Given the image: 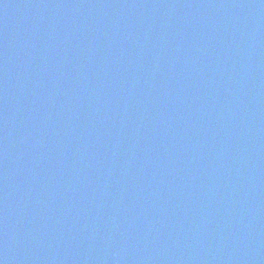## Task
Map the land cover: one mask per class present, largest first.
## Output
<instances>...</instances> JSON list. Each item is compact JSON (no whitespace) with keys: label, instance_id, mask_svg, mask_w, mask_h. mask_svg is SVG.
Returning <instances> with one entry per match:
<instances>
[{"label":"water","instance_id":"1","mask_svg":"<svg viewBox=\"0 0 264 264\" xmlns=\"http://www.w3.org/2000/svg\"><path fill=\"white\" fill-rule=\"evenodd\" d=\"M0 264H264V0H0Z\"/></svg>","mask_w":264,"mask_h":264}]
</instances>
